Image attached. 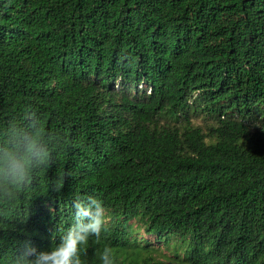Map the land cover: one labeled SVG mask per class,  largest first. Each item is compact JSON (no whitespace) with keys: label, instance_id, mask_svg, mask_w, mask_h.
I'll return each instance as SVG.
<instances>
[{"label":"trees","instance_id":"16d2710c","mask_svg":"<svg viewBox=\"0 0 264 264\" xmlns=\"http://www.w3.org/2000/svg\"><path fill=\"white\" fill-rule=\"evenodd\" d=\"M26 113L59 145L0 258L87 194L110 219L86 264H264V0H0V126Z\"/></svg>","mask_w":264,"mask_h":264},{"label":"clouds","instance_id":"9594fccd","mask_svg":"<svg viewBox=\"0 0 264 264\" xmlns=\"http://www.w3.org/2000/svg\"><path fill=\"white\" fill-rule=\"evenodd\" d=\"M59 145L56 134L47 132L35 113L12 117L0 126V218L20 214L18 204L31 190L36 173L46 172L54 163L53 149ZM63 180L57 179L58 191ZM72 223L59 234V242L48 250L26 245L14 257L0 258V264H86L83 259L90 238L99 239L108 230L109 210L94 195H79L71 204ZM98 264H115L107 245L97 255Z\"/></svg>","mask_w":264,"mask_h":264},{"label":"rangeland","instance_id":"374dc122","mask_svg":"<svg viewBox=\"0 0 264 264\" xmlns=\"http://www.w3.org/2000/svg\"><path fill=\"white\" fill-rule=\"evenodd\" d=\"M116 86H117V84H116ZM192 120H193L192 121L193 124L196 125V126H204L205 124L211 123L209 120L203 121L202 117L193 118ZM138 233L141 236V234H143L142 229H139ZM140 236H138V237L140 238ZM142 238H143V241L144 240H149V242H151V243L153 242V239H148V237L144 236ZM152 246L157 247V244L152 243ZM159 246L162 247V254H164L166 257H168V253H167L166 249L163 246H161V245H159Z\"/></svg>","mask_w":264,"mask_h":264}]
</instances>
